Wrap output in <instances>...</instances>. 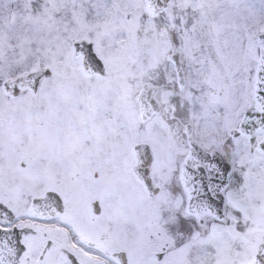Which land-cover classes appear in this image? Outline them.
Masks as SVG:
<instances>
[{
	"label": "snow or ice",
	"instance_id": "snow-or-ice-1",
	"mask_svg": "<svg viewBox=\"0 0 264 264\" xmlns=\"http://www.w3.org/2000/svg\"><path fill=\"white\" fill-rule=\"evenodd\" d=\"M0 264H264V0H0Z\"/></svg>",
	"mask_w": 264,
	"mask_h": 264
}]
</instances>
